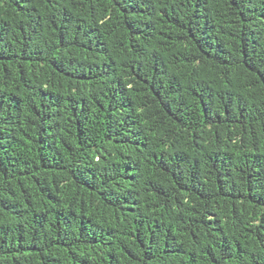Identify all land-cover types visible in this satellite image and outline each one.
<instances>
[{"label":"trees","instance_id":"1","mask_svg":"<svg viewBox=\"0 0 264 264\" xmlns=\"http://www.w3.org/2000/svg\"><path fill=\"white\" fill-rule=\"evenodd\" d=\"M0 264H264V0H0Z\"/></svg>","mask_w":264,"mask_h":264}]
</instances>
